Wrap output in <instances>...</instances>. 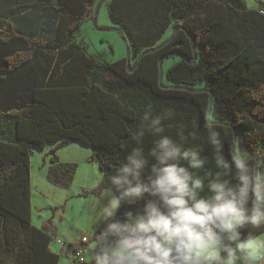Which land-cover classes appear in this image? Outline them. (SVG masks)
<instances>
[{
	"label": "trees",
	"instance_id": "trees-1",
	"mask_svg": "<svg viewBox=\"0 0 264 264\" xmlns=\"http://www.w3.org/2000/svg\"><path fill=\"white\" fill-rule=\"evenodd\" d=\"M96 11L94 0H1L0 264H60L52 222L32 223L33 148L49 151L48 181L70 189L78 163L62 162L57 151L74 142L92 147L103 172L95 194L114 190L112 178L136 148L149 161L146 178L162 137L206 161L190 169L205 181L203 197L211 195L208 174L225 173L217 149L234 163L237 148H245L247 166L264 172V8L249 9L244 0H111L109 16L128 56L107 65L76 41L84 16ZM171 26L172 37L158 45ZM173 55L181 60L164 78L162 63ZM145 114L164 131H150ZM224 179L239 185L235 167ZM144 203L123 205L120 219ZM253 228L240 229L242 239ZM72 248L69 254L80 249ZM71 264L94 261L75 255Z\"/></svg>",
	"mask_w": 264,
	"mask_h": 264
},
{
	"label": "clouds",
	"instance_id": "clouds-1",
	"mask_svg": "<svg viewBox=\"0 0 264 264\" xmlns=\"http://www.w3.org/2000/svg\"><path fill=\"white\" fill-rule=\"evenodd\" d=\"M144 120L153 133L164 131L150 114ZM146 127L141 126L133 138L141 141ZM210 135L215 144L216 133ZM151 155L156 163L146 178L149 161L141 148L132 151L112 178L114 190H109L110 198L100 211L107 235L92 246L94 264H259L264 259L253 247L255 238L242 239L240 232L247 225H264V172L253 173L239 155L234 163L228 162L217 149L216 163L225 173L208 174L211 195L203 197L205 181L190 171L206 163L198 151L182 150L162 137ZM233 167L236 187L224 179ZM139 202H145L141 212L128 211L120 219L123 205Z\"/></svg>",
	"mask_w": 264,
	"mask_h": 264
},
{
	"label": "rangeland",
	"instance_id": "rangeland-1",
	"mask_svg": "<svg viewBox=\"0 0 264 264\" xmlns=\"http://www.w3.org/2000/svg\"><path fill=\"white\" fill-rule=\"evenodd\" d=\"M96 5V16L92 18L90 12L84 16V22L77 34V43L89 56L99 59L100 64L107 65L128 56L126 43L113 24L109 16V4L111 0H94ZM249 9L259 10L264 8V0H244ZM1 5V0H0ZM174 33L173 27H169L158 45L164 44ZM180 57L170 56L162 63V74L164 78L176 64ZM132 62L134 59L131 60ZM48 150L41 151L33 148L31 155V188L33 221L39 228L46 222L51 221L54 225L55 239L51 244L55 252L61 254L60 264H70L73 252L72 245L79 244L84 251L82 260L93 262V244L102 238L98 230L104 225L100 215L101 209L110 198L109 190L95 194V188L103 178L98 163L93 161L94 149L82 143H71L57 151L62 162H76L78 168L74 182L70 189H62L51 184L46 178L50 165ZM237 153L241 158H246L249 152L245 148L238 147ZM48 154V156H46ZM83 189L90 194L84 195ZM251 208H248L249 213ZM255 238L253 247L257 249V255L264 252V232L259 228L251 230ZM87 243L83 244L82 239ZM60 242H63L62 246ZM262 245V247H257ZM223 255V254H222ZM264 264L260 262L259 264Z\"/></svg>",
	"mask_w": 264,
	"mask_h": 264
},
{
	"label": "built area",
	"instance_id": "built-area-1",
	"mask_svg": "<svg viewBox=\"0 0 264 264\" xmlns=\"http://www.w3.org/2000/svg\"><path fill=\"white\" fill-rule=\"evenodd\" d=\"M87 242H88V240H87L86 238H83V239H82V243H83V244H85V243H87ZM60 244H61L62 246L64 245L63 242H60ZM83 253H84V251H83L82 249H79V250L77 251V253L75 254V255H76V259H82ZM261 255H264V252H263ZM260 262H264V259L260 260ZM261 264H262V263H261Z\"/></svg>",
	"mask_w": 264,
	"mask_h": 264
},
{
	"label": "crops",
	"instance_id": "crops-1",
	"mask_svg": "<svg viewBox=\"0 0 264 264\" xmlns=\"http://www.w3.org/2000/svg\"><path fill=\"white\" fill-rule=\"evenodd\" d=\"M32 223L34 226L38 227L36 224H34V221H33V208H32ZM58 253V252H57ZM60 263H61V260H60ZM72 263V261L70 262V264Z\"/></svg>",
	"mask_w": 264,
	"mask_h": 264
}]
</instances>
